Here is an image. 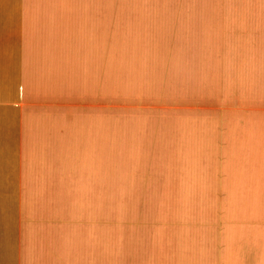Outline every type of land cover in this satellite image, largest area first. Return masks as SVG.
Returning a JSON list of instances; mask_svg holds the SVG:
<instances>
[{
    "label": "crops",
    "instance_id": "obj_1",
    "mask_svg": "<svg viewBox=\"0 0 264 264\" xmlns=\"http://www.w3.org/2000/svg\"><path fill=\"white\" fill-rule=\"evenodd\" d=\"M0 264H264V0H0Z\"/></svg>",
    "mask_w": 264,
    "mask_h": 264
},
{
    "label": "rangeland",
    "instance_id": "obj_2",
    "mask_svg": "<svg viewBox=\"0 0 264 264\" xmlns=\"http://www.w3.org/2000/svg\"><path fill=\"white\" fill-rule=\"evenodd\" d=\"M146 162L145 167H149V161L151 160H144ZM116 162H121L120 160H116ZM117 164V163H116ZM143 192H145L143 194ZM142 192V197L149 203L154 202V199L156 198V191L154 189H147L146 191ZM116 198L120 197L122 198L123 196V191L122 190H117L115 191Z\"/></svg>",
    "mask_w": 264,
    "mask_h": 264
}]
</instances>
